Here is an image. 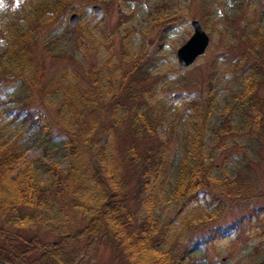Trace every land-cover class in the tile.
Returning <instances> with one entry per match:
<instances>
[{
	"label": "trees",
	"instance_id": "trees-1",
	"mask_svg": "<svg viewBox=\"0 0 264 264\" xmlns=\"http://www.w3.org/2000/svg\"><path fill=\"white\" fill-rule=\"evenodd\" d=\"M94 1L42 0L24 15L14 7L0 14L1 85L13 82L20 90V103L13 108L0 96V121L24 112L25 120L41 122L47 133L53 120L69 155L63 167L40 161L48 172L46 183L37 180L33 167L12 176L23 152L18 140L9 141L0 131V259L10 264H88L74 247L84 241L88 246H109L117 264H187L184 260L191 251L223 243L232 235L253 236L258 249L264 250V201H259L263 195L247 182L246 173L211 175L215 165L205 160L206 138L227 148L226 136L232 134L229 115L219 124L210 120L213 93L200 97L191 90H173L153 101L156 80L147 67L152 54L144 48L129 52L121 43L116 57L111 30H102L104 56L83 32L73 37L69 53L53 52L52 42L65 15L75 11L78 2ZM233 4L264 7V0H233ZM210 15L202 4L192 14L202 23ZM185 22L182 14L164 18L161 39ZM242 42L240 47L231 43L225 55L230 72L244 76V87L234 99L241 113H251L253 123L262 129L264 40L255 33ZM48 58L60 67L53 79L45 81ZM211 71L208 91L214 87ZM167 120L171 135L176 121L184 133L181 152L172 159L165 153L168 140L158 133ZM169 171L175 174L174 213L185 212L187 231L175 244L168 239L171 220L148 214L142 218L143 198L137 194L153 173L164 177ZM201 201L209 207H202ZM232 208L242 212L223 222ZM208 222V228L194 235L198 225ZM47 232L54 238H44Z\"/></svg>",
	"mask_w": 264,
	"mask_h": 264
},
{
	"label": "rangeland",
	"instance_id": "rangeland-1",
	"mask_svg": "<svg viewBox=\"0 0 264 264\" xmlns=\"http://www.w3.org/2000/svg\"><path fill=\"white\" fill-rule=\"evenodd\" d=\"M40 1L42 0H11L5 2L6 8L0 11V14L14 7L18 14L24 15L25 11L29 12L31 6ZM95 4L101 7L98 13L92 10ZM199 4L207 6L211 11L205 23L200 21L209 35L210 42L205 53L190 66L180 67L176 58V49L190 37L192 33L190 20L197 18L192 14L197 12ZM83 5L78 2L76 10L65 15L63 26L57 33L58 38L54 43L52 42L53 52L62 49L69 53L74 49L73 37L83 32L86 34L87 42L92 40L104 56L106 48L103 45L105 40L102 30H111L116 57L119 56L121 43H125L129 52L141 51L144 48L152 54L147 67L153 74L152 80H156L154 89L157 94L153 101L160 99L163 93L173 90H191L194 92L193 95L200 97L213 93L214 104L210 120L219 124L224 116L229 115L232 120V134L226 136L227 148L212 145V138L205 139L203 146L205 160L215 165L211 175L234 177L238 171L246 173L247 182L251 183L256 193L263 195L259 201H264V121L261 125L263 128L258 129L257 124L253 123L251 113L248 116L243 115L237 107L234 96L244 87V76L237 77L238 71L230 72V64L226 62L225 56L230 52L231 43L234 47L244 46L242 41L249 34L254 36L255 33L259 34L264 40V7L243 5L240 8L233 4V0L204 2L201 0H95ZM72 12L80 15L75 26H71L68 20ZM181 14L187 17V22L173 28L161 39V21L166 17ZM0 20L2 21L1 18ZM161 40L163 43L157 49L156 46ZM234 51H237V48H234ZM235 53L239 55V52ZM77 56L79 57V54ZM45 62L47 66L45 81H50L57 75L60 63L53 64L50 58ZM227 67L229 70H226ZM211 69H213L214 87L208 91L206 81L208 74L212 72ZM19 91L18 86L13 82L0 86V96L10 108L19 105ZM259 94L264 97V86H261ZM52 115L53 112L51 117ZM4 117L0 121V131L9 141L18 140L23 152L19 160L14 163L12 176H21L28 167H33L37 173V180L43 184L49 180V176L40 161L56 162L61 167L66 165L68 151L62 142L63 137L57 134L58 130L53 120H50L49 130L44 133L40 127L41 122L25 120L24 112L19 117H14L13 114ZM171 130L168 120L158 127L159 135L168 140L165 153L172 159L181 152L180 145L183 142L181 137L184 133L179 121L174 124V136L171 135ZM174 185V171H169L164 177L153 173L148 177L145 189L137 192L143 198L139 209L142 218L148 214L158 215L165 221L171 220L168 239L172 238L173 244L177 240L182 241L187 232L183 223L185 212L174 213ZM202 204L205 208L209 207L204 201H201V206ZM201 206L194 204L192 207L194 209L198 207L202 212L203 206ZM241 212L232 208L223 217V222L235 219ZM208 225H211V222L206 223L205 226L198 225L199 230H196L194 235L200 234L202 232L200 228L206 229ZM43 237L54 238L48 232L44 233ZM257 241V238L250 235L236 238L232 235L225 238L223 243L191 251L184 261L187 264H264V250L258 249ZM74 247L79 250L78 254L82 256V260L84 259L83 261L88 264H117L114 260L115 253L109 246L93 247L80 241Z\"/></svg>",
	"mask_w": 264,
	"mask_h": 264
},
{
	"label": "water",
	"instance_id": "water-1",
	"mask_svg": "<svg viewBox=\"0 0 264 264\" xmlns=\"http://www.w3.org/2000/svg\"><path fill=\"white\" fill-rule=\"evenodd\" d=\"M94 12H100L101 7L97 4L92 6ZM80 19L77 12H72L69 17V24L75 26ZM192 33L190 37L176 49V58L180 67L190 66L199 56L203 55L209 45V35L204 30L200 20L193 18L190 20ZM2 76L0 75V84ZM0 264H10L0 259Z\"/></svg>",
	"mask_w": 264,
	"mask_h": 264
},
{
	"label": "clouds",
	"instance_id": "clouds-1",
	"mask_svg": "<svg viewBox=\"0 0 264 264\" xmlns=\"http://www.w3.org/2000/svg\"><path fill=\"white\" fill-rule=\"evenodd\" d=\"M6 8L5 0H0V11H3ZM3 41H0V44H2Z\"/></svg>",
	"mask_w": 264,
	"mask_h": 264
}]
</instances>
